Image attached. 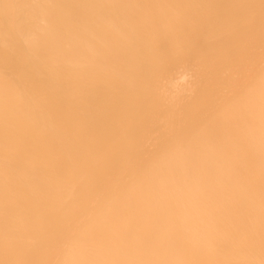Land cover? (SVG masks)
Instances as JSON below:
<instances>
[{
    "label": "bare ground",
    "instance_id": "obj_1",
    "mask_svg": "<svg viewBox=\"0 0 264 264\" xmlns=\"http://www.w3.org/2000/svg\"><path fill=\"white\" fill-rule=\"evenodd\" d=\"M0 264H264V0H0Z\"/></svg>",
    "mask_w": 264,
    "mask_h": 264
},
{
    "label": "clouds",
    "instance_id": "obj_2",
    "mask_svg": "<svg viewBox=\"0 0 264 264\" xmlns=\"http://www.w3.org/2000/svg\"><path fill=\"white\" fill-rule=\"evenodd\" d=\"M187 80V77L186 76H182L181 79H180V82L183 83Z\"/></svg>",
    "mask_w": 264,
    "mask_h": 264
}]
</instances>
